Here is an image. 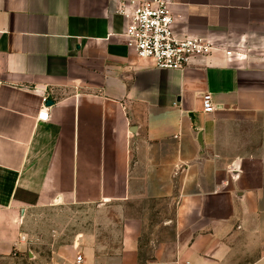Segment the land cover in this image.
<instances>
[{"label": "crops", "instance_id": "1", "mask_svg": "<svg viewBox=\"0 0 264 264\" xmlns=\"http://www.w3.org/2000/svg\"><path fill=\"white\" fill-rule=\"evenodd\" d=\"M148 1L0 0V264H264V0H170L178 30L245 47L185 69L127 46L122 11ZM136 198L176 207L149 259L131 225L117 247L31 233L43 207Z\"/></svg>", "mask_w": 264, "mask_h": 264}, {"label": "rangeland", "instance_id": "2", "mask_svg": "<svg viewBox=\"0 0 264 264\" xmlns=\"http://www.w3.org/2000/svg\"><path fill=\"white\" fill-rule=\"evenodd\" d=\"M248 179L256 184H264V173L249 174ZM175 208L168 202L143 198L129 200L122 208L112 206L102 209L91 206L83 210L56 209L48 206L35 213L30 229L34 239L44 244L50 241L52 232L56 229L65 232L61 235V240L66 239L67 234L80 224H85L97 232L101 243L117 247L128 225H131L139 238L142 259H149L154 248L160 243L166 242L172 247L178 241L177 224H168L169 220L176 216ZM182 236L189 239L192 233L186 230Z\"/></svg>", "mask_w": 264, "mask_h": 264}, {"label": "built area", "instance_id": "3", "mask_svg": "<svg viewBox=\"0 0 264 264\" xmlns=\"http://www.w3.org/2000/svg\"><path fill=\"white\" fill-rule=\"evenodd\" d=\"M170 0H151L134 3L130 12L122 11L127 19L124 32L127 46L140 58L151 59L154 65L166 69H185L196 61H203L215 50H223L227 55L241 53L243 43L233 44L215 35H192L186 30H178L171 9ZM47 97L37 119L49 118ZM204 111H214L211 93L203 95ZM81 256L77 258L80 263Z\"/></svg>", "mask_w": 264, "mask_h": 264}]
</instances>
